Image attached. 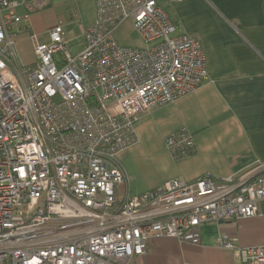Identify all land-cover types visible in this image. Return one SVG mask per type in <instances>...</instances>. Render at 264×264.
<instances>
[{
  "label": "built area",
  "instance_id": "obj_1",
  "mask_svg": "<svg viewBox=\"0 0 264 264\" xmlns=\"http://www.w3.org/2000/svg\"><path fill=\"white\" fill-rule=\"evenodd\" d=\"M162 1L180 0H94L95 20L75 54L62 25L47 41L31 32L37 60L17 80L16 9L36 12L44 2L0 0V264H129L153 237L196 246L202 225L264 217V164L237 178H171L135 196L119 189L117 157L136 143L140 115L206 78L199 40L175 33ZM127 20L144 48L114 40ZM165 147L180 160L194 142L180 128ZM216 241L240 264H264V243Z\"/></svg>",
  "mask_w": 264,
  "mask_h": 264
},
{
  "label": "crops",
  "instance_id": "obj_2",
  "mask_svg": "<svg viewBox=\"0 0 264 264\" xmlns=\"http://www.w3.org/2000/svg\"><path fill=\"white\" fill-rule=\"evenodd\" d=\"M36 12L20 6L22 18L11 27L14 52L10 71L34 65L30 33H47L60 24L64 36L74 10L83 28L95 20L94 0H43ZM175 33L200 42L205 80L177 100L143 112L135 126L137 141L118 154L125 180L120 191L139 195L171 178L189 182L204 174L214 179L239 177L264 164V0H180L161 2ZM25 16V17H24ZM27 16V17H26ZM83 38L81 36V47ZM80 47V49H81ZM185 128L194 150L174 160L165 147L167 135ZM200 243L153 237L143 254L129 264H240L217 245L222 234L243 246L264 243V217L240 218L199 227Z\"/></svg>",
  "mask_w": 264,
  "mask_h": 264
},
{
  "label": "rangeland",
  "instance_id": "obj_3",
  "mask_svg": "<svg viewBox=\"0 0 264 264\" xmlns=\"http://www.w3.org/2000/svg\"><path fill=\"white\" fill-rule=\"evenodd\" d=\"M71 25L65 34L67 50L75 54L81 47L82 23L74 10H71ZM113 38L120 46L144 48L145 44L131 21L127 20L118 26L113 32ZM14 39V37H13ZM30 40V39H29Z\"/></svg>",
  "mask_w": 264,
  "mask_h": 264
}]
</instances>
